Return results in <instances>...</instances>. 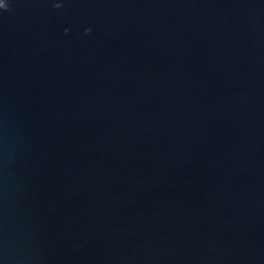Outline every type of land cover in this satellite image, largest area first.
Returning a JSON list of instances; mask_svg holds the SVG:
<instances>
[{
	"label": "water",
	"instance_id": "obj_1",
	"mask_svg": "<svg viewBox=\"0 0 264 264\" xmlns=\"http://www.w3.org/2000/svg\"><path fill=\"white\" fill-rule=\"evenodd\" d=\"M0 264H264V0H0Z\"/></svg>",
	"mask_w": 264,
	"mask_h": 264
}]
</instances>
